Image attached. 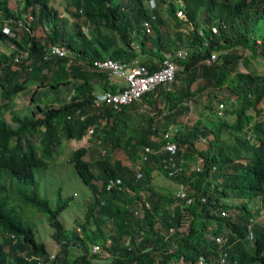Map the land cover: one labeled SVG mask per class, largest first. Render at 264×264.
I'll use <instances>...</instances> for the list:
<instances>
[{"label": "trees", "instance_id": "obj_1", "mask_svg": "<svg viewBox=\"0 0 264 264\" xmlns=\"http://www.w3.org/2000/svg\"><path fill=\"white\" fill-rule=\"evenodd\" d=\"M157 1L149 10L144 0H69L70 14L87 23L84 30L79 24L67 29L66 17L50 0H21L14 7L11 0H0L2 18L21 16L23 10L33 15L32 32L13 29L11 36L0 29V42L14 43L16 52L29 51L19 60L0 52V108L10 104L11 112L10 120L0 112V264H264V223L256 218L264 206V75L237 69L239 59L249 61L244 49L264 59V0ZM178 8L185 18L176 15ZM143 20L151 32H145ZM204 39L208 44L200 49ZM54 43L65 46L66 53H51ZM182 46L189 53L174 59L170 88L158 85L116 108L93 104L96 81L103 80L101 89L115 90L93 59L139 57L153 70L166 51ZM211 51L216 60L204 62ZM223 87L234 94V107L218 112L212 103ZM206 89L208 123L200 117L185 130L173 126L189 111L188 101ZM16 94L29 104L27 111L12 106ZM142 106L144 111H138ZM223 114L235 118L227 121ZM168 127L176 129L168 138L177 146L173 154L162 149ZM223 129L228 138L221 137ZM84 135L91 145L75 147L69 158L90 187L92 200L83 220H75L68 232L58 215L71 196H61L60 190L55 205L36 187L18 188L10 201L3 171L19 180L27 176L22 182L33 185L34 167L47 165L39 150L53 156L64 138ZM201 137H208L204 148L196 146ZM100 146L105 151L98 153L94 172L85 155ZM116 148L123 149L127 161L111 158ZM197 161L199 169L192 165ZM178 165L182 169L168 173ZM154 169L176 189L182 183L190 201L176 190H157ZM116 178L120 182L107 188ZM232 196L241 203L231 201ZM30 205L47 215L57 242L53 250L23 217Z\"/></svg>", "mask_w": 264, "mask_h": 264}, {"label": "rangeland", "instance_id": "obj_2", "mask_svg": "<svg viewBox=\"0 0 264 264\" xmlns=\"http://www.w3.org/2000/svg\"><path fill=\"white\" fill-rule=\"evenodd\" d=\"M53 6H55L58 10L60 15H63L66 17V24L67 29L74 28L77 26V24L80 25L82 29L87 28V23L82 20V18L76 19L73 17L69 10H72L73 7L69 4V0H50ZM145 1V0H144ZM157 1V0H156ZM21 4V0H11V6ZM157 4L161 2H156ZM69 10H68V9ZM191 25V24H190ZM36 33L40 34L42 32V29L37 27ZM133 44L136 46L137 43L134 40ZM7 50V44H3L0 42V52ZM245 54H247L249 61L246 62L244 59L238 60L237 69L238 70H251L256 73H260L264 75V59L260 56H252L248 49H244ZM107 55V54H106ZM139 58V57H138ZM192 86H195V83H193ZM62 90V89H60ZM217 96L213 99V106L218 111L221 112L223 108L226 106L232 105V100L234 98V94H229L228 88L223 87L221 90H216ZM202 94L197 95L194 98H191V100L188 101L189 104V111L179 115L177 117V123L173 126H179L181 125V130H185L188 126H190L195 120L202 117L203 123H208V111L207 107L204 106V103L207 100V93L208 89L202 91ZM20 94V93H18ZM16 94L13 99H15V102L12 104V106L15 109L18 108H25V111L29 109V104L22 100L20 95ZM49 95H53V92H50ZM62 97L67 98L68 95L66 94H59ZM0 104H2V101H0ZM222 104V105H220ZM264 108V101L262 103ZM10 104L5 108V106H2L0 108V112L3 113L9 120H10ZM144 106L138 108V111L142 112L144 111ZM24 111V110H22ZM225 115V114H223ZM225 118L228 120H234L235 114H229L225 115ZM205 119V120H204ZM94 134V132L92 133ZM211 136V135H209ZM221 137L228 138L229 134L226 131V129L222 130ZM208 137H201L200 139L196 141V146L199 148H204L207 146ZM91 141L88 137V135H84L81 139H63L62 143L58 147L57 152L53 154V156H46L44 155L47 160L49 166L45 167H35L34 169V179L35 184H29L25 182L17 181L15 178H12L7 173H2V179L7 183L8 185V193L10 196V201L13 203L14 197L16 198L17 195V189L18 188H24V189H31L32 187H36L39 191V193L45 197H47L52 205H55L56 198L58 196V191L60 190L61 196H71V198L68 201V204L64 209L61 210L58 217L64 222L65 227L69 230L74 225L75 220L84 218V212L86 210V203L90 202L92 200L91 193H90V187L88 184H86L78 175L76 172L75 167L73 166L71 161H67V159L70 157V154L72 150L80 145L90 146ZM104 150L103 146L98 147V151H88L85 155V158L91 161L94 165V172H97V164L95 162L98 153H102ZM105 151V150H104ZM111 158L114 157H120L123 159V161H127L126 154L123 151L122 148H116L113 151H110ZM195 161V160H193ZM196 162L192 163L195 164ZM154 178L153 183L157 190L161 192H169L173 193L176 189L175 182L169 180L168 177H166L161 170L154 169ZM145 191L141 193L142 200L143 197H145ZM144 194V195H143ZM234 199H231V201L236 200L239 204L241 203L242 199H238L234 196H232ZM139 203H137V206ZM26 211L22 212L23 217L32 223L34 225V232L35 236L38 240L43 241L47 247V249L53 250L54 247L57 246L56 241L53 239L51 233H52V227L50 226L47 215L39 210H37L34 206H27L25 207ZM229 212H231L229 210ZM233 215H236L237 208H232ZM255 218V217H254ZM259 221L264 223V206H262V212L257 215L256 217ZM106 227H109L111 225L110 222L105 223ZM74 249L76 247L73 246ZM94 248V247H93ZM92 248V250H94ZM71 255H75V251H72L70 249ZM181 264H188L184 263L183 261L180 262Z\"/></svg>", "mask_w": 264, "mask_h": 264}, {"label": "built area", "instance_id": "obj_3", "mask_svg": "<svg viewBox=\"0 0 264 264\" xmlns=\"http://www.w3.org/2000/svg\"><path fill=\"white\" fill-rule=\"evenodd\" d=\"M145 5L150 9H153L157 6L155 0H145ZM166 6V3L163 4V7ZM176 15L179 18H185V13L182 8L176 9ZM152 18H156L154 13L151 14ZM33 15L29 11L22 12L21 16L15 18L10 17H0V29L6 34L13 36V29H23L32 32V29L29 27L30 20H32ZM15 22L16 24H12ZM142 25L144 26L145 32H151V26L148 20H143ZM48 28V26H46ZM212 31H217V26L215 24L211 25ZM202 33L201 30H199ZM30 43V42H29ZM208 44V41L204 39L202 44L199 45L201 49L202 46ZM50 52L53 54L63 55L66 53L65 46L59 44H51ZM17 45L14 43H7V54L13 57L16 60H19L20 57H28L29 51L27 48H19V52H16ZM189 53L188 46H182L174 50H168L165 52L164 57L162 58L159 67L156 69L150 70L144 63H142L138 57H133L131 59H118L110 56H105L103 58H95L92 63L99 69L106 71L107 76L117 77L121 79L124 84L121 85L118 90L105 89L100 91H95L93 96V104L95 106H100L102 103L111 105L113 107H119L120 105L131 103L136 100H140L143 94L147 91L152 90L158 85H163L165 88L171 87V82L175 78L177 65L174 61L175 58L186 57ZM216 51H211L210 54L205 57L204 62L210 63L216 60ZM222 105V104H220ZM175 128H168L163 132V137L167 138L166 142L163 143L162 149L174 153L176 150V143L169 140L168 138L174 134ZM89 133L93 131L92 128L88 129ZM151 150V147L145 146V151ZM145 158L144 155H142ZM171 158V157H170ZM198 162V163H197ZM194 166L196 169H199V161H197ZM173 164V163H172ZM182 169L180 165L175 166L174 169L168 171L169 174H172L175 171ZM140 175V172L137 174ZM120 182L118 178L110 179L107 183V188H111L114 185H117ZM176 195L179 198H186V201L189 202L190 199L187 197V191L184 189L182 183L177 186ZM138 209H135L134 212L137 213ZM172 230V229H171Z\"/></svg>", "mask_w": 264, "mask_h": 264}, {"label": "crops", "instance_id": "obj_4", "mask_svg": "<svg viewBox=\"0 0 264 264\" xmlns=\"http://www.w3.org/2000/svg\"><path fill=\"white\" fill-rule=\"evenodd\" d=\"M145 4V3H144ZM147 7V6H146ZM149 10H151L149 7H147ZM6 44H7V42H6ZM106 56H109V55H106ZM142 62V61H141ZM160 62H161V60H160ZM108 77V79H109V81H110V84H113L114 86H115V90H118V88L121 86V85H123L124 84V82L121 80V79H119V78H117V77H109V76H107ZM103 82V80L102 81H96L95 82V84L96 85H98V87H97V91H100V90H105V89H101V87H100V84ZM106 89H110V88H106ZM89 128H92L93 129V125H90L89 126ZM88 128V129H89ZM168 128H170V127H168ZM172 128H175V127H172ZM88 133H89V131H88ZM70 156H71V154H70Z\"/></svg>", "mask_w": 264, "mask_h": 264}, {"label": "clouds", "instance_id": "obj_5", "mask_svg": "<svg viewBox=\"0 0 264 264\" xmlns=\"http://www.w3.org/2000/svg\"><path fill=\"white\" fill-rule=\"evenodd\" d=\"M77 140V139H76ZM43 160H47V158L44 156V155H46V154H43V153H41V151L39 150V154H38ZM47 156V155H46ZM71 157V156H70ZM69 157V158H70ZM67 159V161L69 162V160L70 159ZM47 165L49 166V164H48V160H47ZM47 165H45V166H47ZM45 166H43V165H41V164H37V166H35V167H45ZM35 167H34V169H35ZM2 173H7L8 175H9V173L7 172V171H3ZM34 171H33V173L31 174V176L30 177H32L33 179H34ZM27 176H24V178L23 179H17V178H15L17 181H20V182H22V180H24L25 178H26ZM29 177V176H28ZM37 189V188H36ZM8 190H9V188H8ZM38 190V189H37ZM250 235H252V234H250ZM218 238V240L220 239V237H217ZM57 243V242H56ZM47 248V247H46ZM92 248L93 247H91V250H92ZM94 249V248H93ZM49 250V249H48ZM92 251H95V249L94 250H92ZM50 256H52V255H50ZM27 259H28V257H27ZM38 264H42V262L41 261H38ZM251 264H258V263H256V262H252Z\"/></svg>", "mask_w": 264, "mask_h": 264}]
</instances>
